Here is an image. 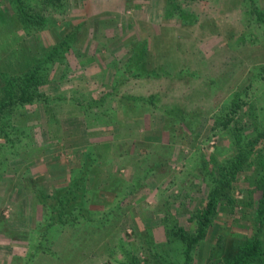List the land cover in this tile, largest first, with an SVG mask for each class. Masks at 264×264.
<instances>
[{"label": "rangeland", "instance_id": "rangeland-1", "mask_svg": "<svg viewBox=\"0 0 264 264\" xmlns=\"http://www.w3.org/2000/svg\"><path fill=\"white\" fill-rule=\"evenodd\" d=\"M35 1L28 0L30 5ZM67 2L65 12L53 13L56 28L28 33L16 12L19 2L16 1L15 7L11 0H0V9L6 11V15L0 13V91L5 73L28 70L34 65V59L42 57L58 43L59 27H66L64 22L81 23L88 29L83 32L81 28L78 40L64 54L63 62L59 60L50 66L49 81L40 87L41 92L52 98L50 110L42 102L16 108L11 117L13 123L22 127L21 131L11 134L15 138L12 142L0 137V264H48V261L59 264V260L69 262L71 259L77 264L86 261L88 264H118L123 255L113 245L119 236L140 256L142 264L178 262L179 256L170 249L180 247L166 244L162 222L165 208H171L172 217L179 224L195 229L191 214L203 206L209 190L199 169L202 158L215 154L217 161L223 164L235 156L230 137L216 124L236 91H241L245 97L243 89L249 87L248 99L253 96L257 101L254 100L256 114L253 115L259 116L256 118L249 113L243 117L246 134L256 137L258 129L253 123L256 121L259 128L264 124V109L260 108V104H264V73L258 68L264 64V30L248 22L244 0H180L181 7L194 21L189 24H183L178 12L174 16L167 14L166 0ZM258 3L264 10V0ZM140 40L150 43L149 57L155 64L168 63L175 74L158 78L149 72L140 77H128L118 84V95L147 97L160 93V104L179 103L193 111L190 113L195 125L193 130L177 123L168 131L163 128L158 110H146L141 117L123 116L121 109L116 115L123 119L121 126L88 128L86 116H92L97 107L86 113V105L73 104V96L88 103L109 93L117 67L123 66L129 55L128 45ZM114 61L117 64L114 65ZM180 70L184 71L182 78L176 76ZM248 106L244 109H250ZM90 141L100 143L104 151L115 150L116 145L128 142L125 149L129 147L131 155L138 146L141 148V154L137 152L142 158L138 167L130 164L133 160L125 150L122 157L116 152L118 160L108 164V170L116 171L115 176L126 183L136 182L139 172L154 158L168 157L164 160L168 166L156 168L143 177L138 191L124 198L123 212L116 218L118 229L113 224L107 233L99 230L94 222L74 232L48 230L43 205L34 192L38 187L50 191L66 184L74 167L80 163L81 151ZM153 143L166 144L168 152L159 150L163 148L160 145L155 149ZM111 144L114 146L110 147ZM260 144L264 146V138ZM149 153L148 159L145 156ZM251 169L239 173L233 181L232 200L220 204L217 219L199 245L193 264H207L220 235L236 238L253 234L260 192L255 190L252 195ZM90 177L94 179L93 175ZM249 191L250 197H254L253 205L249 204ZM101 193L102 203H93L94 210L104 211L114 200V191L102 190ZM39 225L46 231L41 236L42 241L43 235L56 236L57 250L61 249L59 255L41 252L33 256L29 240L21 235L30 230L38 237L39 233L34 231ZM148 227L155 241L166 244L169 251V254L163 253L165 258L161 261L154 257L148 263L147 251L138 249L144 244L139 233ZM45 245L48 247L47 243Z\"/></svg>", "mask_w": 264, "mask_h": 264}, {"label": "trees", "instance_id": "trees-1", "mask_svg": "<svg viewBox=\"0 0 264 264\" xmlns=\"http://www.w3.org/2000/svg\"><path fill=\"white\" fill-rule=\"evenodd\" d=\"M11 1L12 5H15L16 1L19 2L17 7L15 5L16 12L20 18L22 28L28 33L56 28L58 25H56L53 13L65 12L69 4L67 0H36L34 5H30L28 0ZM244 1V14L249 16L248 22L251 26L257 29L263 28L264 30V10L260 8L258 0ZM166 5L168 15L174 16L178 12L182 17L183 24L194 22L190 18V13L181 7L180 0H166ZM5 12L0 9V13L6 15ZM63 25L66 27H59L61 39L58 43L52 45L42 57L34 59V65L31 68L18 74H4L3 89L0 91V137L7 142L14 141L15 138L11 134L19 133L22 129L21 126L12 121L11 113L13 114L16 108L24 107L26 104L42 102L46 109L50 110L52 98L41 92L40 87L49 81L50 66L59 60L63 62L64 54L78 40L81 28L83 32L88 30L81 23L72 25L70 21H67ZM149 46L148 40L130 42L127 47L129 55L126 57L125 66L117 67L112 90L109 93L99 99L90 100L88 103H83L79 97H72L74 105H76L75 103L86 105L84 107L85 109L87 107L86 110L84 109L86 113L97 107L92 116L89 114H87L88 117L86 116L88 128L94 125L108 126L119 124L121 126V120L123 119L116 116L119 115V109H121L123 116L139 115L141 117L146 110H158L163 121V128L168 131H170L171 126L177 123L186 125L189 130H193L195 125L193 123V115L190 114L193 111L186 110L179 103L160 104V93L147 97L130 94L118 95V84L128 79V77H140L149 72L154 73L158 78L161 76H174L175 73L170 69V64H155L151 60L149 57ZM113 64L117 63L114 61ZM258 68L262 69L260 73L263 74L264 64ZM183 74L184 71L180 70L176 73V76L182 78ZM243 90L245 97L242 96L241 91H236L232 95L230 102L224 107V112L218 116L216 124V127H219L220 130H223L230 137L234 146L235 156L227 163L223 162V164L217 161L215 154L210 157H203L201 160L199 169L201 174L204 175L203 180L207 182L209 190L203 206L198 207L191 214L190 220L195 222V229L189 230L179 224L178 220L172 217L171 208L169 206L165 208V216L162 218V222L167 235L166 244L170 243L180 248L174 249L171 247L170 249L171 251L174 250V254L177 257L179 256L178 262L168 261L164 264H193L199 245L207 238L217 219L221 208L220 204L232 200L233 181L236 180L239 173L246 172L251 168L252 195L255 190L260 192L254 213V232L250 236H239L236 238L220 235L217 243L212 247L211 256L207 264H264V146L261 147L260 144L264 138V124H261V128H259L255 123L256 121L253 123L254 128L258 129L256 137L246 134L247 124L242 122L244 115L250 113L251 116L256 118L259 115H253L256 114L255 103L257 101L253 96H250L251 100L248 99L249 87ZM247 105H249L248 108L250 109H244V106ZM263 105L260 104L262 110L264 109ZM194 116L196 117V114ZM18 141L21 142L20 139ZM99 144L90 141L86 149L81 151L82 158L80 163L74 167L66 184L50 191H47L44 187H38L34 192L37 201L43 205V218L47 223L45 226L48 230L66 231V229H69L74 232L76 229H84L91 223L94 224V222L97 223L96 226L99 230L107 233H110L109 227L113 224H116L118 229L119 225L116 222V218L123 212L121 204L124 198L138 191V188L142 186L143 177L145 178L148 174H152L156 168H167L168 166L166 161H164L165 158L168 160V157L160 156L158 159L154 158L147 163L143 172H139V178H137L136 182L126 183L123 181L124 179L115 176L116 171L108 170V164L111 161L116 162L118 160L115 156L116 152L119 153V157H122V152L125 150L124 152L129 154V159L133 160L130 164L135 163L138 167L142 158L138 157L137 152L139 151L141 154V148L138 146L134 149L135 153L131 155L129 147L125 149V146L129 145L128 142L116 145V149H112V151L110 149L104 151ZM159 145L163 146L159 150L163 149L166 153L168 152L166 144L162 143L153 146L157 148ZM112 146L114 145L111 144L110 147ZM170 151H172V148H170ZM150 154L145 157L149 159ZM154 162L156 164H153ZM105 171H107L106 176H103ZM91 175H93L94 179H91ZM102 190L114 191V200L111 203L108 202V209L104 211L94 210L91 208L93 203H102ZM252 195L250 197L249 191L248 199L250 198V205L254 204ZM34 232L35 234L39 233V236H34L33 233H30V230L25 231L21 235L29 240L33 256H37L41 252L50 256L59 255L61 249L57 250L56 236L50 238L43 235L44 239L42 241L41 236L46 231L44 232L40 225L38 230ZM139 235L144 238V244H140L138 249L147 251L149 254L147 255L148 263L154 257H156L154 258L155 260L161 261L165 258L164 254H169L165 247L166 244H158L155 241L150 227L145 232L139 233ZM44 240L48 247L45 245ZM115 243L113 248H118L123 255L122 259L118 260V264H142L140 256L133 252L132 247L128 246L121 236L118 237ZM159 249L162 253L159 252ZM108 252H110V249H108ZM63 261L65 260H59V264L78 263L74 259L69 262ZM48 264L54 263L48 261ZM85 264H88V261Z\"/></svg>", "mask_w": 264, "mask_h": 264}]
</instances>
